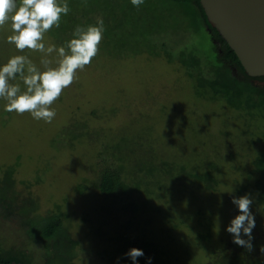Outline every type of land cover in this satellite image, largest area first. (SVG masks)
<instances>
[{
  "label": "rangeland",
  "instance_id": "obj_1",
  "mask_svg": "<svg viewBox=\"0 0 264 264\" xmlns=\"http://www.w3.org/2000/svg\"><path fill=\"white\" fill-rule=\"evenodd\" d=\"M12 34L11 21L0 27V67L18 55L27 56L41 72L47 70L44 58L52 62L49 68L58 67V52H21L7 42ZM157 40L169 43L173 54L193 50L200 67L216 57L206 29L171 32ZM42 42L54 46L46 37ZM145 57L110 64L101 57L77 70L78 78L49 106L56 112L51 123L30 113L7 112V101L0 98V175L12 173L32 182L29 189H18L38 198L42 213L63 217L78 242V264H116L109 250L125 248L136 236L157 242L175 256V264H221L232 251L264 257V191L241 190L249 178L246 171L264 160L259 141L264 120L258 123L239 112L240 120L239 104L194 87L196 80L204 82L203 76L188 82L180 65ZM10 83L26 90L19 75ZM94 109L99 117L88 115ZM89 117L88 127L76 137L65 133L74 118L84 122ZM107 165L122 174L113 197L98 187ZM196 172L203 180L188 177ZM244 195L253 200L256 221L251 252L227 231L239 214L232 199ZM168 233L177 239L174 248ZM1 246L24 247L35 264H45L44 247L29 238L15 216L0 215Z\"/></svg>",
  "mask_w": 264,
  "mask_h": 264
},
{
  "label": "trees",
  "instance_id": "obj_2",
  "mask_svg": "<svg viewBox=\"0 0 264 264\" xmlns=\"http://www.w3.org/2000/svg\"><path fill=\"white\" fill-rule=\"evenodd\" d=\"M64 3L69 5L70 12L67 15L62 14L59 28L53 27L44 34L55 47L63 46L67 53L69 50L66 44L73 38L76 26L95 25L96 18L100 16L104 20L103 39L97 56L88 66L93 65L101 57L107 59L109 64L130 58L137 59L144 55L148 60L160 58L170 64L180 65L188 82L194 80L196 76H203L204 82L196 80L194 87L221 96L234 106L239 104L236 114L240 120L239 112H244L258 123L264 120V75L252 76L246 72L235 51L221 33L208 23L201 0H144L139 8L133 6L131 0H58L61 6ZM201 29L209 32L216 52L215 60L212 62L207 60V64L202 67L197 64L193 50L183 48L177 54H173L169 43L157 40L163 34L180 31L199 32ZM97 111L94 109L88 115L99 117ZM250 118L249 121L252 123ZM89 119L90 117L88 121L81 122L74 118L66 126L65 133L70 138L76 137L79 131L88 127ZM259 134L262 135L259 141L264 146V132L259 131ZM221 140H224V136ZM213 151L215 152V149ZM231 155L233 156L234 152ZM230 160H235V157ZM246 173L249 178H245L248 180L241 190L249 188L248 191L250 189L264 191V160L259 162L256 170ZM195 175L198 177L196 180L202 179L198 172L188 173V177ZM121 180L122 174L118 167L107 165L101 170L98 187L102 194L113 197L121 188ZM19 185L29 189L32 182L18 180L12 173L0 175V215L15 216L21 220L29 238L44 247L45 264H78V242L65 226L63 217L52 211L42 213L40 200L31 192L18 189ZM166 239L169 240V246L174 248L173 241L177 239L171 233H168ZM133 247L144 252V255L138 257L135 262L126 255ZM167 253L169 252H164L152 239L136 236L127 240L125 248H120L116 252L109 250V258L114 257L116 264H149V258L151 264H175L172 260L175 256H169ZM241 255L240 252L232 251L221 264H264L263 256L253 258L250 254L243 257ZM0 264L35 263L32 252L24 247L1 246Z\"/></svg>",
  "mask_w": 264,
  "mask_h": 264
},
{
  "label": "clouds",
  "instance_id": "obj_3",
  "mask_svg": "<svg viewBox=\"0 0 264 264\" xmlns=\"http://www.w3.org/2000/svg\"><path fill=\"white\" fill-rule=\"evenodd\" d=\"M131 3L139 8L144 0H131ZM70 10L67 3L61 6L58 0H22L19 4L17 0H0V27L11 21L14 33L7 37L9 44H14L21 52L29 49L44 53L45 56L55 51L61 58L56 68H49L52 62L47 58L42 59L41 64L47 68L42 72L23 55L10 58L0 67V98L7 101L5 111L30 113L36 120L51 123L56 112L54 109L50 110L49 106L78 78L77 70H83L97 56L105 30L104 20L100 16L96 18L95 25L76 26L73 38L66 44L69 50L67 53L63 46L58 49L55 46L46 48L42 42L44 34L53 27L59 28L62 14L67 15ZM17 75L25 85L26 90L23 92L18 84L10 83ZM232 202L238 207L239 214L232 219L227 231L233 235L234 243L251 252L252 230L256 223L251 211L253 200L249 195H244L233 197ZM244 236L248 239H244ZM260 251L264 253V246H261ZM126 255L135 262L138 257L144 255V252L133 247Z\"/></svg>",
  "mask_w": 264,
  "mask_h": 264
},
{
  "label": "water",
  "instance_id": "obj_4",
  "mask_svg": "<svg viewBox=\"0 0 264 264\" xmlns=\"http://www.w3.org/2000/svg\"><path fill=\"white\" fill-rule=\"evenodd\" d=\"M201 3L208 23L235 51L246 72L264 75V0H201Z\"/></svg>",
  "mask_w": 264,
  "mask_h": 264
}]
</instances>
